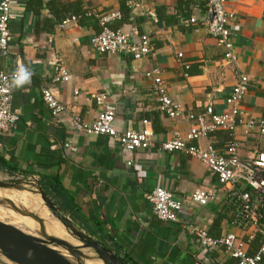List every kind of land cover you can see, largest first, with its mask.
Listing matches in <instances>:
<instances>
[{"label":"crops","instance_id":"obj_1","mask_svg":"<svg viewBox=\"0 0 264 264\" xmlns=\"http://www.w3.org/2000/svg\"><path fill=\"white\" fill-rule=\"evenodd\" d=\"M83 1L88 8L85 16L47 29L56 20L52 0H43L39 12L28 9L26 0H13L11 40L8 49H0V66L8 72L23 66L31 76L22 86L12 81V109L18 120L10 132L0 134L4 170L32 175L59 192L57 198L74 208L80 224L135 264H237L223 247H201L195 227L206 228L216 237L233 232L248 242L249 253H256L262 234L257 225L236 224L238 204L231 189L221 188L217 175L203 161L159 146L176 132L187 137L195 123L186 117L189 112L202 114L209 105L217 112L229 111L226 96L243 74L249 78V90L242 109L247 117L264 119V0H228L227 8L239 24L232 34L236 63L224 59V46L210 32L207 0H189V16L180 0H141L142 6L136 8L129 7L127 0ZM122 2L130 9L127 13ZM115 10L122 16L109 25L148 34L149 55L137 59L127 53L101 52L91 45V38L102 29L98 15ZM191 17L196 24L185 22ZM56 63L70 72L69 81L54 80ZM156 78L182 105V117H169L160 108ZM45 84L54 88L66 108L76 107L86 124L100 112L93 94L106 92L118 108L116 128L138 129L148 119L154 145L126 151L114 137L77 131L67 112L59 118L52 114L41 96ZM224 132L228 130L190 143L205 147L212 139L223 148L228 142ZM236 139L244 158L264 149V134L258 129L250 134L237 132ZM67 142L77 147L68 155L64 152ZM157 186L183 200L177 221L156 216L148 195ZM197 188L214 192L215 199L206 205L191 201ZM249 192L257 200L256 191Z\"/></svg>","mask_w":264,"mask_h":264},{"label":"built area","instance_id":"obj_2","mask_svg":"<svg viewBox=\"0 0 264 264\" xmlns=\"http://www.w3.org/2000/svg\"><path fill=\"white\" fill-rule=\"evenodd\" d=\"M210 19L207 18L210 32L217 38L218 43L224 46V59L229 63L238 61V53L235 51L232 34L238 28L236 15L228 10V0H207ZM13 0H0V49L6 50L11 40L10 16ZM129 7L142 6L141 0H127ZM119 10L109 11L98 15L101 31L91 38V45L101 52L127 53L134 58H142L152 52L151 37L146 34L128 33L121 29L110 27L109 23L121 18ZM78 17L72 16L63 20L62 25L68 24ZM187 23H197L195 17L186 18ZM136 35V36H135ZM182 57L183 53H179ZM17 72H8L0 66V134H6L15 126L18 115L13 111V87L12 81ZM71 74L61 63H56V76L54 80L67 82ZM156 92L158 93L160 108L169 117L179 118L185 113L180 103L173 100L167 92L165 82L156 78ZM41 89L42 99L51 108L52 114L59 116L67 112L70 115V123L79 132L85 135H106L114 137L121 148L126 151L148 149L154 145L155 133L148 127L150 121L143 120L144 126L138 129L118 130L114 124L118 108L110 101L106 92H96L93 98L100 108L99 115L90 124H86L76 107L71 109L57 97L54 88L45 84ZM249 90V78L243 74L232 86L226 96L229 111L217 112L214 106H207L202 114L189 112L186 117L195 121L184 138L176 132L173 138L160 142L163 151L179 150L185 154L203 161L208 169L215 173L221 184V188L229 187L238 204V216L235 220L239 226L254 224L259 227L263 241L255 254L248 252V242L239 235L228 232L221 236H212L206 228H194L197 242L204 249L223 247L226 254L237 259V264H260L264 257V150L256 151L251 157L244 158L239 152V143L236 133L250 134L255 129L264 134V119L247 117L242 109V102ZM218 130H228L233 134V139L223 148L215 145L211 139L207 146L201 147L191 144V140L200 137H209ZM77 147L70 142L65 143L66 155ZM246 186L256 191L254 199ZM214 192L204 188H197L191 194V201L206 205L215 199ZM152 202L156 216L162 220L177 221L184 208V202L175 194L162 186L155 187L148 195Z\"/></svg>","mask_w":264,"mask_h":264},{"label":"water","instance_id":"obj_3","mask_svg":"<svg viewBox=\"0 0 264 264\" xmlns=\"http://www.w3.org/2000/svg\"><path fill=\"white\" fill-rule=\"evenodd\" d=\"M2 171L12 176L33 178L38 188L37 193L51 210L52 217L60 221L67 232L80 244H72L59 237L36 236V234L26 232L13 224L0 220V264H75L59 254L54 246H60L73 254L78 251H87L104 264H135L115 250L101 236L94 235L72 218L45 190L40 180L29 174ZM16 186L18 185L15 182L0 180V190ZM28 251H31L33 256H29Z\"/></svg>","mask_w":264,"mask_h":264},{"label":"rangeland","instance_id":"obj_4","mask_svg":"<svg viewBox=\"0 0 264 264\" xmlns=\"http://www.w3.org/2000/svg\"><path fill=\"white\" fill-rule=\"evenodd\" d=\"M0 180L12 181L18 185L15 188L0 190V220L13 224L26 232L36 234V236H57L72 244H80L74 237L64 233L62 230L64 226L52 217L51 210L37 193L38 188L33 178L12 176L0 170ZM59 252L77 259L78 261H74L67 258L75 264H80L79 261L84 264H103L102 261H96L97 259L87 251L73 254L62 248Z\"/></svg>","mask_w":264,"mask_h":264},{"label":"trees","instance_id":"obj_5","mask_svg":"<svg viewBox=\"0 0 264 264\" xmlns=\"http://www.w3.org/2000/svg\"><path fill=\"white\" fill-rule=\"evenodd\" d=\"M180 2H183V3L186 4V13H185V15L189 16L190 13H191V11L189 9V0H180ZM26 3H27L28 9L36 11V12H39V9L43 6V0H26ZM50 4H52L56 8V10H54L55 11V15H56V20H55L54 23H52L51 26H48L47 29L52 28L54 25H56V24H58L60 22L62 23L63 20H65L68 17L76 16L79 19H81L88 12V8L85 7V4H84L83 0H70V1L62 2V3L59 0H52V2ZM205 9H207V8H205ZM122 11H123V13L124 12L127 13V11H130L129 7H127L124 2H122ZM112 28L116 29L117 27H112ZM224 136L226 137L228 142L233 139V134L231 133V131L224 132ZM2 165L3 164H0V169L4 170L5 168ZM42 185L45 188V190L56 200V202L72 218H74V219H76L78 221L77 212L74 210V208L71 207L70 205H68L63 199L61 200L60 198L59 199L57 198V197L61 196V194L59 192H54L52 190H49L47 188V186L45 187V185L43 183H42ZM245 189L247 191H249V190L251 191L252 188L250 186H246ZM57 194H59V196H57ZM213 236H215V235H213ZM250 254H255V253H250ZM235 260L237 262V259H235Z\"/></svg>","mask_w":264,"mask_h":264},{"label":"clouds","instance_id":"obj_6","mask_svg":"<svg viewBox=\"0 0 264 264\" xmlns=\"http://www.w3.org/2000/svg\"><path fill=\"white\" fill-rule=\"evenodd\" d=\"M31 76V72L25 67L21 66L17 73L14 75V83L17 86H22L25 83L29 82Z\"/></svg>","mask_w":264,"mask_h":264},{"label":"bare ground","instance_id":"obj_7","mask_svg":"<svg viewBox=\"0 0 264 264\" xmlns=\"http://www.w3.org/2000/svg\"><path fill=\"white\" fill-rule=\"evenodd\" d=\"M62 230L64 231V233H66V234H68V235H70V236L72 237V235L69 234L65 228H63ZM44 235H46V234H44ZM55 237H57V236H55ZM59 238H60V237H59ZM61 239H63V238H61ZM64 240H66V239H64ZM68 242H69V241H68ZM54 248H55V250H56L58 253H61V252H59V251H60V249H62V248H58V247H54ZM79 252H80V251L76 252L75 254H77V253H79ZM28 255H29V256H33L32 253H31V251H28ZM61 255H62V256L64 255L65 257H64V256H63V257L66 258V259L68 258L69 260H74V261L77 260V259H74V258H72V257H70V256H68V255L63 254V253H61ZM68 259H67V260H68ZM77 261H78V260H77ZM79 262H80V264H84L82 261H79ZM102 263H103V262H102ZM103 264H104V263H103Z\"/></svg>","mask_w":264,"mask_h":264}]
</instances>
